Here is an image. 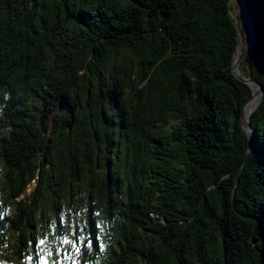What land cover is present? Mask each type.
<instances>
[{"label":"trees","instance_id":"16d2710c","mask_svg":"<svg viewBox=\"0 0 264 264\" xmlns=\"http://www.w3.org/2000/svg\"><path fill=\"white\" fill-rule=\"evenodd\" d=\"M245 2L239 68L264 87V0ZM237 18L231 0H0V262L264 264V95L253 144Z\"/></svg>","mask_w":264,"mask_h":264},{"label":"water","instance_id":"95a60500","mask_svg":"<svg viewBox=\"0 0 264 264\" xmlns=\"http://www.w3.org/2000/svg\"><path fill=\"white\" fill-rule=\"evenodd\" d=\"M240 4L242 6V11L240 12V16H239L241 21L238 22V25H239V28L242 30L243 34H245L247 36V39L245 41L244 48L242 50H241V47H242V41L243 40H242V38L240 40V44L238 47L239 55L235 59V62H234V73L240 80L247 83L252 89H254V86L256 87V93L253 91L251 97L248 99V101L244 105L243 115H242V121L247 125V130H248L249 134L251 135V141L254 144L255 135H254V131L252 129V126L249 122V117H250V114L252 113V111L255 109V107L259 104L260 100L262 99V97L264 95V87L256 79H254L252 77H245L241 73V70L239 68L241 61L244 59L247 51L252 46L254 39L256 37L253 19L251 18V14L249 12V9H248V6H247L245 0H240ZM247 20H248V24H247ZM255 95L259 96L258 101H257L256 105L249 111L247 118H245V115H244L245 107L254 98ZM57 108H58V110H65L67 113H71V110H72V107H71L70 103L67 101L65 96H61L58 99ZM252 147H253V145H252Z\"/></svg>","mask_w":264,"mask_h":264},{"label":"rangeland","instance_id":"374dc122","mask_svg":"<svg viewBox=\"0 0 264 264\" xmlns=\"http://www.w3.org/2000/svg\"><path fill=\"white\" fill-rule=\"evenodd\" d=\"M231 2H232V4H233V6H234V8H235V11H236V15H237V20H238V22H240L241 20H240V12L242 11V6H241V4H240V0H231ZM247 24H248V20H247ZM241 38H242V45L245 43V41H246V39H247V36L245 35V34H242V36H241ZM253 91H254V89H253ZM32 186L33 185H30L28 188H27V190H26V192H25V195H27V194H29V192L31 191V189H32ZM0 264H15L14 262H9V261H7V262H0Z\"/></svg>","mask_w":264,"mask_h":264},{"label":"bare ground","instance_id":"6f19581e","mask_svg":"<svg viewBox=\"0 0 264 264\" xmlns=\"http://www.w3.org/2000/svg\"><path fill=\"white\" fill-rule=\"evenodd\" d=\"M254 92L256 93V87L254 86ZM259 96L255 95L254 98L245 107V118H247L249 111L256 105Z\"/></svg>","mask_w":264,"mask_h":264}]
</instances>
